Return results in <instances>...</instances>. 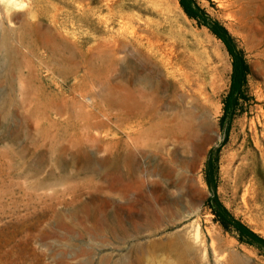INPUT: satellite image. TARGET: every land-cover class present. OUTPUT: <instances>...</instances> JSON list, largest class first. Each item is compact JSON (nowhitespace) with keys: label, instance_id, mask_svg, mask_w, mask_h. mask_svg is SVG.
I'll list each match as a JSON object with an SVG mask.
<instances>
[{"label":"rangeland","instance_id":"1","mask_svg":"<svg viewBox=\"0 0 264 264\" xmlns=\"http://www.w3.org/2000/svg\"><path fill=\"white\" fill-rule=\"evenodd\" d=\"M195 1L0 5V264H264V0ZM231 47L250 73L225 132Z\"/></svg>","mask_w":264,"mask_h":264},{"label":"trees","instance_id":"2","mask_svg":"<svg viewBox=\"0 0 264 264\" xmlns=\"http://www.w3.org/2000/svg\"><path fill=\"white\" fill-rule=\"evenodd\" d=\"M181 5L185 12L190 17H195L199 7L195 0H180ZM230 53L233 58V72L231 77L230 90L224 99L223 116L221 117L220 126L228 132L230 125L234 120L235 115L243 109L244 103L247 101V87L248 76L250 73L249 66L240 52L235 48H230ZM216 154L212 153L207 165V181L211 185L212 189L217 190V170H216ZM208 206L211 211L218 217L222 225L228 229L232 222L229 219L227 210L218 200L217 195L212 197L208 201ZM235 226L243 232V234L249 237H256L249 229L245 228L241 224L235 222Z\"/></svg>","mask_w":264,"mask_h":264},{"label":"bare ground","instance_id":"3","mask_svg":"<svg viewBox=\"0 0 264 264\" xmlns=\"http://www.w3.org/2000/svg\"><path fill=\"white\" fill-rule=\"evenodd\" d=\"M118 1V0H117ZM224 1V0H223ZM243 2L245 1V0H242ZM106 2V1H105ZM236 2H237V0H236ZM235 2V3H236ZM239 2V1H238ZM222 3V2H221ZM228 3V2H227ZM240 3V2H239ZM238 3V5H239V7H240V4ZM246 3V2H245ZM112 4V3H111ZM243 4V3H242ZM241 4V7L243 6ZM220 5V4H219ZM229 5H230V2H229ZM235 5H237V4H235ZM244 5H246V4H244ZM248 5V4H247ZM139 6V5H138ZM227 6H228V4H227ZM226 6V7H227ZM230 7H232V5H230ZM240 7V8H241ZM257 7V6H256ZM120 8V7H119ZM237 8V7H236ZM253 8H254V6H253ZM226 9H229V8H226ZM249 9H251V7L249 8ZM233 10V9H232ZM238 10V9H237ZM158 11V10H157ZM235 11V10H234ZM233 12V11H232ZM241 17L239 18V17H237L235 14V18H238V19H240V23H241V28L242 29H244L245 28V24L243 23V18H246V19H248L247 20V27L250 29L251 27H252V25L256 22V20L257 19H255V17H253V16H251V12L250 13H248V9L246 8V7H244L243 8V10H242V8H241ZM164 13V12H163ZM234 13V12H233ZM232 13V14H233ZM253 13L254 14H256L257 13V10L254 12V10H253ZM119 14V13H118ZM237 15H239V14H237ZM248 16V17H247ZM255 16V15H254ZM242 20V21H241ZM239 23V24H240ZM258 24V23H257ZM236 26V25H235ZM240 26V25H239ZM256 27V26H255ZM254 27V28H255ZM238 28V27H237ZM262 30V29H261ZM26 31V30H25ZM244 31V30H243ZM254 31V30H253ZM138 32V31H137ZM142 32V31H141ZM179 32V31H178ZM174 33L173 34V36L172 37H174V35L176 34L177 35V37H178V35H179V33ZM245 32V31H244ZM143 33H144V30H143ZM142 33V34H143ZM249 33V32H248ZM165 34V32H164V28H163V66L164 67H168V66H174V60L175 59H177L178 58V56H176V54H175V52H174V47L173 46H175L174 44H173V46L172 47H170L169 48V46L171 45V43H167V40L169 39V37H167L166 35H164ZM255 35V34H254ZM245 36V35H244ZM245 37H248V35L247 36H245ZM253 37V36H252ZM142 38V37H141ZM249 38H250V36H249ZM254 38H255V36H254ZM264 37L262 36V39H263ZM250 40H252L251 38H250ZM249 40V41H250ZM256 40V39H255ZM247 41V40H246ZM260 41V40H259ZM262 41V40H261ZM256 43V42H255ZM254 43V44H255ZM258 43V42H257ZM256 43V44H257ZM260 43V42H259ZM249 45H250V43H248ZM117 45H118V43H117ZM252 45H253V42H252ZM263 45V44H262ZM255 47H257V45L255 46ZM125 49H126V47H125ZM119 50V49H118ZM140 51V50H139ZM264 51V50H263ZM142 53V52H141ZM144 62V61H143ZM147 62H149V61H147ZM174 67H172V69H173ZM164 76V75H163ZM164 78V77H163ZM198 80V79H197ZM194 82V81H193ZM193 84V83H192ZM195 86V85H194ZM195 88V87H194ZM164 89V88H163ZM181 92V91H180ZM181 94V93H180ZM179 94V95H180ZM183 95V94H182ZM181 96V95H180ZM184 96V95H183ZM182 96V97H183ZM176 98V97H175ZM180 101H181V99H180ZM181 102H183V101H181ZM181 102H179V103H181ZM130 106V105H129ZM176 107V106H175ZM177 108V107H176ZM172 109V108H171ZM166 112V111H165ZM194 112V111H193ZM195 117V116H194ZM199 118V117H198ZM195 119V118H194ZM171 120H173V119H171ZM182 120V119H181ZM172 123V122H171ZM204 123V122H203ZM173 127H175V129H176V135H174L175 137H182V132H183V130H190V128H188V127H190V125H183V124H181V123H177L176 121H175V124H173ZM199 127V126H198ZM172 130V129H171ZM171 130H169V133H172L171 132ZM173 131V130H172ZM175 131V130H174ZM189 133H190V131H189ZM194 133V132H193ZM184 134V133H183ZM13 135V134H12ZM186 135V137H189L187 134H185ZM191 136H192V134H190ZM194 137V136H193ZM183 138H185L184 136H183ZM35 139H37V138H35ZM187 139V138H186ZM8 154V153H7ZM65 161V160H64ZM110 172V171H109ZM105 174V173H104ZM105 179V178H104ZM112 179V178H111ZM111 182V181H110ZM125 184V183H124ZM50 185V184H49ZM123 185V184H122ZM104 191V190H103ZM122 193V192H121ZM124 194H125V192H124ZM92 212V211H91ZM118 212V211H117ZM90 223V222H89ZM183 244V243H182ZM185 245V244H184ZM192 248V247H191ZM203 248V247H202ZM189 252V251H188ZM216 259V258H215Z\"/></svg>","mask_w":264,"mask_h":264},{"label":"clouds","instance_id":"4","mask_svg":"<svg viewBox=\"0 0 264 264\" xmlns=\"http://www.w3.org/2000/svg\"><path fill=\"white\" fill-rule=\"evenodd\" d=\"M0 5L5 6L7 10H19L26 7L23 0H0Z\"/></svg>","mask_w":264,"mask_h":264}]
</instances>
